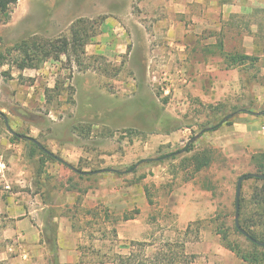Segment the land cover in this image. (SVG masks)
Returning <instances> with one entry per match:
<instances>
[{"label":"rangeland","instance_id":"374dc122","mask_svg":"<svg viewBox=\"0 0 264 264\" xmlns=\"http://www.w3.org/2000/svg\"><path fill=\"white\" fill-rule=\"evenodd\" d=\"M157 7H145L142 0H18L8 16H0V110L6 113L13 130L37 138L74 166L123 172L104 171L82 181L89 189L102 184L110 200L105 215H109L108 223L96 226L95 232H86L83 238L81 248L87 260L135 264L143 254L151 257L167 242H184L187 253L195 256L191 264H247L223 245L216 229L223 222L234 224L237 180L257 169L253 156L264 150H223L214 132H203L202 126L230 113H235L231 117L238 116L233 120L244 121L253 114L241 115L236 109L246 106L257 112L264 107V60L244 71L238 95L220 101L215 98L211 79V69L219 62L211 54L204 60L203 50H213L220 38H224L227 50H244L245 44L254 49L264 46V13L256 11L264 7V0H231L225 4L200 0L183 15L168 13L165 5ZM93 8L105 13L90 17ZM121 10L128 12L125 18L118 16ZM78 18L90 19L97 30L86 46L83 65L77 66L73 57L70 60L66 56L50 59L38 69L13 65L16 43L32 37L69 36ZM107 19L109 35L101 37V25ZM172 24L183 26L184 35L176 27L170 31ZM173 37L191 43L190 59H167L169 52H177L170 44ZM101 38L115 43L102 45ZM187 83L191 84V96L183 100ZM198 90L211 100L196 95ZM254 116L264 123V116ZM130 129L137 133L130 134ZM173 131L183 133V142L161 141L162 134ZM196 134L200 137L193 141L195 150L208 149L211 162L194 177V184L206 189L199 196L204 201V215L188 221L179 218V211L189 210L191 204L186 203L191 195L196 196L190 182L194 178L173 169L184 155L139 162L157 160L183 148ZM12 136L5 121L0 120V264H19L21 255L19 242L5 233L9 197L27 190L31 197L51 199L53 187L65 174L55 166L69 168L41 153L31 158L29 141H11ZM134 164H140L137 171L126 173ZM167 170L170 177L164 184L158 183ZM253 184L252 180L244 181L246 198ZM145 201H157L163 207L156 212L144 206ZM137 203L142 212L137 225L141 232H118V221L124 215L120 206H128L127 214H133ZM52 253L51 260L56 258Z\"/></svg>","mask_w":264,"mask_h":264},{"label":"crops","instance_id":"0c3cea01","mask_svg":"<svg viewBox=\"0 0 264 264\" xmlns=\"http://www.w3.org/2000/svg\"><path fill=\"white\" fill-rule=\"evenodd\" d=\"M195 1L200 0H142V4L146 7H155L165 5V10L168 13L186 14L190 12L191 6ZM161 3V4H160ZM96 5V4H95ZM166 11L164 12L166 14ZM100 13H105L102 9L93 8L90 11V17ZM107 13V12H106ZM142 14V13H141ZM92 15V16H91ZM128 15L126 10H121L118 16L125 18ZM136 21V16H133ZM103 22L102 36L108 34L106 27L109 22ZM143 26V24H141ZM254 25V24H253ZM181 30L184 35V27L170 26V31L174 29ZM252 27V25H251ZM144 28V26H143ZM102 45L114 44L113 41H107L101 38ZM248 41V37H246ZM250 41L253 42V37L250 36ZM121 43V42H120ZM171 45H175L177 52H169L168 60H188L192 56L191 43L185 41L182 38H171ZM214 42L213 46H215ZM122 45V44H121ZM252 45V44H251ZM226 47V46H225ZM227 49V48H226ZM247 53H254L253 46L245 44ZM212 51H215L213 48ZM204 60L210 59L208 56L217 57L214 60L218 61L217 66L212 67L211 79L212 89L216 100H223L229 95L236 96L242 89V80L244 77V71L239 67H227L224 63L223 57L215 52L211 53L205 49ZM107 55H111L108 54ZM151 56H148L147 60H150ZM264 60V58H263ZM186 91L182 96L183 100H186L188 96H191L190 89L191 84L187 83L185 87ZM192 93V92H191ZM196 95H199L205 100H211V97L207 96L204 91L198 90ZM232 101V100H231ZM242 115V114H241ZM214 135L218 138V143L223 147V150H230L231 152L241 148L243 151L254 153L255 151L264 150V123L259 122L257 117L251 115L247 120L234 121L232 124L222 125L219 129L214 130ZM183 133L173 131L171 133L162 134V140L164 143L180 142L183 138ZM183 142V141H182ZM68 162V161H67ZM71 164V163H70ZM73 165V164H72ZM58 167V168H57ZM56 169L64 171L65 174L60 175L58 184L55 188L57 195L54 194L55 190H52V198H34L29 196L28 191L15 192L13 195H9L8 207H7V224L5 227V233L8 237L14 238L19 242L21 255L18 256L19 264H39L41 261L57 262V264H107L104 260L91 261L87 260V253L82 250L83 238L86 236V232H95L96 226L102 227L107 224L105 216L109 213L110 200L106 196L107 190L103 185L96 189H89L82 185V181L85 178L79 177V174L72 168H62L55 166ZM100 169H105L100 167ZM165 169V168H163ZM168 169V168H166ZM83 170L91 171L90 168H83ZM99 170V169H98ZM119 171V170H118ZM104 172V171H103ZM103 172L90 174V177H97L102 175ZM165 177H161L160 182L165 183L167 177H170L169 171L163 173ZM158 179V175H156ZM191 186L194 187L196 196L191 195L186 204H191L190 209H182L179 211L180 219L182 220H195L198 217H203V204L204 201L199 198L201 193L206 192L205 188H202L200 184L195 185V178L191 181ZM159 184V185H160ZM9 188V186H6ZM31 184L28 185V188ZM27 192V193H26ZM14 194H21L20 197L14 196ZM36 201V202H35ZM36 203V205H35ZM143 205L149 207L156 212L160 207H163L161 203L157 201H145ZM123 210V217L118 221V232H141L137 227L141 221V206L136 204L133 208L135 213L127 214L129 207L120 206ZM128 208V210H126ZM54 238V246L49 243L48 238ZM54 250V251H53ZM56 250V251H55ZM51 251L56 258L51 260ZM101 252V250H99ZM52 253V255H53ZM56 254V255H55ZM107 262V261H106Z\"/></svg>","mask_w":264,"mask_h":264},{"label":"trees","instance_id":"16d2710c","mask_svg":"<svg viewBox=\"0 0 264 264\" xmlns=\"http://www.w3.org/2000/svg\"><path fill=\"white\" fill-rule=\"evenodd\" d=\"M221 4L230 3L231 0H219ZM18 0H0V16H8V11L16 4ZM257 12L264 13V7L258 8ZM264 19V16H263ZM262 29V28H261ZM97 30L94 22L86 18H78L70 27V35L59 36L54 39H42L32 37L30 39L22 40L15 44L13 51L16 52L13 65L19 69L34 68L38 69L46 61L53 59L59 60L62 56L73 60L77 66L83 65V57L86 54V46L96 36ZM256 36H260L256 34ZM215 51L207 48L206 50L219 54L224 59L227 67H239L243 71L248 72L252 68L258 67V64L264 57V46L257 47L254 53L249 54L245 50H227L225 47L224 38H220L213 46ZM256 77V76H254ZM236 108V107H235ZM238 114L249 113L257 116H264V107L255 112L250 108L244 106L236 109ZM6 113L0 110V120L5 121ZM234 117L226 118L225 116L214 124H206L202 126L203 132H209L219 129L224 123L232 124L235 120ZM8 118V117H7ZM6 123V121H5ZM130 134L137 133V130H128ZM26 135V134H24ZM22 140L20 137L13 135L11 141ZM30 143V157L34 158L39 153L43 154L46 158L55 160L52 156L43 151L35 142L28 139H23ZM196 143L189 142L183 148L166 153L160 156L157 160H140L139 163L152 162L163 160L164 158L174 159L178 156L184 155L181 159L180 165H173V169H181L184 171L187 178L192 179L195 175L204 169L208 168L211 158L208 156V149L195 150ZM42 151V152H41ZM253 160L257 163V169L254 173H264V152L257 153L253 156ZM140 164H134L125 170L126 173H135ZM83 170L81 167H77ZM100 167H92L90 170H98ZM115 173H123L114 171ZM79 174V173H78ZM81 178H89L90 174H79ZM246 180H252V192L249 198H246L242 192L240 200V226L244 229L249 237L245 236L241 230L234 224L228 226L223 222L222 226H218L216 233L221 235L223 245L234 252L240 259L247 264H264V246L260 245L258 241L264 242V179L259 177H248ZM235 207V201H234ZM226 224V225H225ZM233 236L242 237L244 242ZM49 243L54 246V238H48ZM165 247V249H164ZM194 255L187 253L184 242H167L162 249L157 250L151 257L143 254V257L135 264H191ZM121 259H124L121 257ZM126 259H132L127 257ZM127 261H121V264H126Z\"/></svg>","mask_w":264,"mask_h":264},{"label":"water","instance_id":"95a60500","mask_svg":"<svg viewBox=\"0 0 264 264\" xmlns=\"http://www.w3.org/2000/svg\"><path fill=\"white\" fill-rule=\"evenodd\" d=\"M235 113H230L226 116V118H229L231 116H233ZM5 121H6V125L9 129V131L13 134L16 135L18 137H20L21 139H28L30 141L35 142L43 151H45L47 154H49L50 156H52L53 158L61 161L62 163L67 164L70 168H72L75 172L79 173V174H83V175H87V174H95V173H99V172H103V171H118V169L115 168H105V169H99V170H80L78 169L76 166L70 164L69 162H67L65 159H63L62 157L58 156L57 154H55L54 152H52L51 150H49L48 148H46L37 138L29 136V135H24L21 133L16 132L15 130H13L11 128V126L9 125V121L7 116L5 117ZM200 137V134H196L195 136L191 137L189 142H193L196 141L198 138ZM149 159H155V158H147V159H143V161L149 160ZM248 177H259L264 179V173H254V172H249V173H245L243 175H241L236 183V195H235V224L236 226L239 228V230H241V232L249 237V234L242 229V227L240 226V200H241V195H242V191H243V184L246 178ZM258 243L262 246H264V242H260L258 241Z\"/></svg>","mask_w":264,"mask_h":264}]
</instances>
